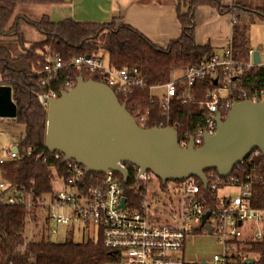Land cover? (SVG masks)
Masks as SVG:
<instances>
[{
	"label": "built area",
	"instance_id": "obj_1",
	"mask_svg": "<svg viewBox=\"0 0 264 264\" xmlns=\"http://www.w3.org/2000/svg\"><path fill=\"white\" fill-rule=\"evenodd\" d=\"M234 23L235 17L231 16V24ZM252 53L251 49L246 66L254 64ZM45 59L39 83L49 89L40 93L38 100L46 111L47 100L58 98L62 92H69L76 86L77 79L70 77L75 71L97 76V82L107 85L118 100L124 99L131 104L134 91L146 89L150 100L158 102V110L164 118L154 127L175 129L182 149L190 143L194 148L201 147L205 137L217 131V115L225 119L234 102L226 98L228 86L244 69L231 57V36L221 53L213 51L212 56L204 58L196 66L174 69L164 81H151L136 67L116 68L100 54H80L65 61L58 52L49 50ZM259 64L264 65V49L260 53ZM178 71L180 73L175 74ZM63 75L66 77L58 83V93L52 87ZM204 78L217 85L207 88L203 98L197 100L196 82ZM220 79L222 86L219 85ZM260 96L264 97V93ZM175 101L181 105L193 103L197 106V112L203 118L198 129L193 132L178 130V122L169 124L167 109ZM133 110L135 122L144 128L150 110L136 107ZM48 153L54 161H64L61 152ZM30 154V149H27L26 156ZM20 157L17 146L15 151L13 148L2 149L0 165ZM48 157L45 152L35 156L36 159L42 158L43 163ZM260 158L264 159L260 150L254 149L226 177H221L216 170L206 171V186L196 177L163 182L150 171L140 172L137 167L119 162L118 165L128 172L127 181L123 182L118 172H87L75 160L64 161L63 174L53 181L51 191L42 194L18 193L0 178V203H20L24 208V241L17 249L20 254L32 241L64 242L74 237V228L86 234L93 226L96 236L83 237L80 242L100 240L102 247L114 259L108 264H202L206 261L189 263L184 259L186 239L198 235L211 236L217 241L219 252L212 255L213 264H235L236 258L245 257L240 246L264 242V203L261 207L254 206L253 191L255 185L264 187V177L254 173L260 165L264 168V161ZM128 181L130 184L126 186ZM207 213L209 216L203 220ZM248 224L249 237L243 239V226ZM26 264L37 263L30 259Z\"/></svg>",
	"mask_w": 264,
	"mask_h": 264
},
{
	"label": "trees",
	"instance_id": "obj_2",
	"mask_svg": "<svg viewBox=\"0 0 264 264\" xmlns=\"http://www.w3.org/2000/svg\"><path fill=\"white\" fill-rule=\"evenodd\" d=\"M64 2L65 0H0V84L11 88L12 100L16 105L15 123L24 126V135L17 146L21 157L0 165V178L18 193L29 191L42 194L51 191L53 181L63 174L65 162L54 161L45 148L47 111L38 100V95L49 89L39 83L40 71L46 61L45 54L49 50L58 52L65 61L75 55L100 54L116 68L136 67L151 81H164L170 77L172 70L196 66L204 58L212 56L213 48L209 44L197 45L194 41V11L198 6L208 5L221 15L230 14L235 17L231 28V57L244 69L228 86L226 98L231 101L264 99L260 96L264 93V65L246 66L250 61V24L239 22L240 14L264 20V2L255 4L239 0L230 3H223L222 0H188L185 10L182 11L181 7L176 10L180 35L171 39L165 47L155 45L130 25L122 22L116 24V18L110 22L77 21L71 18L53 22L48 16H43L39 21L33 22L25 16H16L14 22L9 24L18 3L59 5ZM252 20L249 19L250 22ZM20 21L34 27L42 39L26 43L20 32ZM79 76L85 80L98 81L95 75L76 71L70 74L75 80ZM65 77L63 75L52 89L59 93L58 83ZM196 85L197 100H200L207 88H214L217 84L204 78L196 82ZM219 85H223L221 79ZM131 100L132 104L119 99L120 103H127V110L132 116H135V107L140 110L148 108L151 112L144 122L145 129L164 120L158 110V102L150 100L146 89L135 90ZM197 109L193 103L181 105L175 101L167 109V121L169 124L178 122V130L193 132L203 123L202 115ZM27 149L31 152L29 157L26 156ZM42 152L49 156L46 163L42 162V158H35ZM259 160L264 161L263 158ZM254 173L264 177L263 166L260 165ZM129 184L130 181L126 186ZM253 191L254 206L261 207L264 203V187L255 185ZM24 215L25 211L20 203H0V264H26L30 259H34L37 264H108L114 260L102 247L100 240L75 242L72 237L59 243L35 240L20 254L17 249L24 241ZM239 249L245 257L236 258L235 264H250L245 262L246 258H252V264H264V242L249 243Z\"/></svg>",
	"mask_w": 264,
	"mask_h": 264
},
{
	"label": "water",
	"instance_id": "obj_3",
	"mask_svg": "<svg viewBox=\"0 0 264 264\" xmlns=\"http://www.w3.org/2000/svg\"><path fill=\"white\" fill-rule=\"evenodd\" d=\"M252 61L259 64L258 51H253ZM47 103L44 144L48 152H61L64 161L75 160L87 172H118L123 182L128 172L119 162L150 171L163 182L196 177L206 186V171L216 170L226 177L254 149L264 157V100L234 101L225 119L217 115V131L206 136L201 147L190 143L186 149L179 146L175 129L139 127L107 85L82 76L72 90ZM15 117L11 88L0 84V118ZM245 262L252 264L253 259Z\"/></svg>",
	"mask_w": 264,
	"mask_h": 264
},
{
	"label": "crops",
	"instance_id": "obj_4",
	"mask_svg": "<svg viewBox=\"0 0 264 264\" xmlns=\"http://www.w3.org/2000/svg\"><path fill=\"white\" fill-rule=\"evenodd\" d=\"M222 1L230 3L233 0ZM239 1L257 4L263 3L264 0ZM180 2V0H65L59 5L18 3L13 10L9 24L14 22L16 16H25L33 22L39 21L43 16H48L53 22L68 18L77 21L110 22L116 18L117 23L130 25L155 45L165 47L171 39L180 35L176 15ZM180 5L184 10L186 9V6ZM194 21L195 43L197 45L209 44L214 52L221 53L227 39L231 36L233 25L231 15H221L215 8L201 5L194 11ZM20 27L24 33L26 29H31L30 37L26 36L28 41L36 42L42 39L39 32L26 22L20 21ZM263 48L264 45L261 51ZM251 49L257 51L252 46ZM261 51H258L259 56Z\"/></svg>",
	"mask_w": 264,
	"mask_h": 264
},
{
	"label": "rangeland",
	"instance_id": "obj_5",
	"mask_svg": "<svg viewBox=\"0 0 264 264\" xmlns=\"http://www.w3.org/2000/svg\"><path fill=\"white\" fill-rule=\"evenodd\" d=\"M180 1H181L180 4H182L183 6H186V2H188V0H180ZM180 4L178 5L179 7H181ZM181 10L183 11L184 9L181 7ZM249 17L253 19L251 22L249 21L250 19ZM239 22L250 24L251 46L255 50L261 51L264 45V20L261 18H258L257 16L251 17V16H248L247 14H240ZM116 24H117V21H116ZM30 30L31 29H26V32H25L26 35H25L24 31L20 27V32L26 43H30V41H28V38H27V37H30ZM179 73L180 72L178 71L175 74H179ZM23 135H24V126L21 124L15 123V119L13 120L9 118H4L2 120L0 119V151L5 148L12 149L14 146H18L21 142ZM219 192L220 191H218V193ZM248 228H250L249 224L243 226V229H244L243 239H247L249 237ZM72 234L74 236L73 240L75 242H80L83 237H86V238L95 237L96 231L94 227L92 226L91 231L89 233L83 234L77 228H74ZM196 237H199V238L192 240L193 238H196ZM60 239L61 238H59L58 240ZM217 252H219V245L217 241L211 236H205V235L190 236L185 241L184 259L189 263H199L200 261L205 260L208 264H213L211 261V258H212V255Z\"/></svg>",
	"mask_w": 264,
	"mask_h": 264
}]
</instances>
